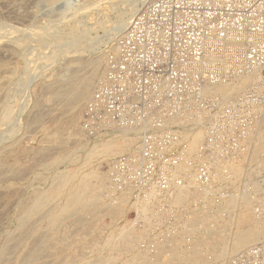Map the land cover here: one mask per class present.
<instances>
[{
	"label": "bare ground",
	"instance_id": "obj_1",
	"mask_svg": "<svg viewBox=\"0 0 264 264\" xmlns=\"http://www.w3.org/2000/svg\"><path fill=\"white\" fill-rule=\"evenodd\" d=\"M146 1L137 0L134 4L130 2L132 5L129 3L130 7L126 10L124 9L125 12L123 14L119 13V18L113 24L111 23L112 25L110 27L108 26L109 32L111 33L109 40H114L116 37L119 39L123 35L130 20L141 10L139 7L141 8ZM20 8L22 7L18 9ZM13 11L16 12L15 9ZM13 11H9L11 15L14 13ZM24 11L23 13H25ZM16 13L14 14L15 16L12 15L14 18L18 13L22 19L29 18L33 15L29 14V12L26 14ZM106 29L104 28V30ZM109 34H107V37H109ZM12 35L10 34V36ZM1 38L3 39L4 37L1 36ZM31 38L33 39V37ZM11 39L14 41V37ZM7 40L9 39L7 38ZM16 45L18 46L19 43H16ZM5 46L0 41V49ZM9 48L11 49L10 46ZM114 50L115 47L111 48L107 53V57L106 54H103L95 61L93 60L94 64L91 63L92 66L91 64H84L77 57L68 60L64 70H61L62 72L60 73L58 72L59 75L45 81L43 85L41 84L40 90L37 91L36 94L39 92V94L41 93L40 96L43 94L49 98L52 105L59 106L60 112L63 110V117L54 121L56 122V126L54 125L56 129L52 131V134L49 133L51 135H49L50 140L47 138L52 144V147H43V149L34 152L31 157V164L43 169V171L54 169L56 166L62 164L66 158L70 157V151L72 150H69L68 153L66 151L67 146L70 144L74 145L73 151L75 153L80 152L84 154V163H81L82 166L81 164L80 167L78 166L79 169L72 168V170L70 168L72 171L68 169L69 171L56 172L50 178L48 177L50 184L47 189H42V191L39 189L35 191L33 189L34 191L29 192L25 200H22L24 197H21L22 199L16 200V202L11 198L13 197V193L10 192L9 195L8 192H5L6 194L3 196H8L9 199H6L7 201L3 207L8 208L12 204L10 206L13 210L11 215L9 216L8 214L7 216L9 217L3 220L4 222L0 220V264H229L231 259H233L232 257L238 255L239 252L257 243H264V211L261 214H257L255 209L256 206L259 207L263 203L264 198V180L262 179L264 170V103L258 99L249 105V125L242 130V133L239 131L236 134L238 131V118L236 121L228 124L225 130H223L224 133L233 135L232 141L226 151V159L225 155L223 158L220 147L216 146L219 144L218 138L214 139L212 148H209L210 146L208 147L210 151L215 152L214 154H211L209 150H205L204 156L210 158L211 162H209V165H211L212 170L206 186L205 184L203 186L196 184L194 176L191 173V168L184 162L178 165L176 171L177 175L181 176L182 182L180 185L171 183L169 187L170 192L167 194V201L172 207L171 210H173L171 215L161 213L156 209V204H158L159 200L155 187H152V191L146 196L131 201L130 190L124 189L130 185L121 184L120 186L117 185V188H115V185L111 186L108 175L109 169L105 174L103 172L102 174L84 172L83 166L86 167L85 165L92 158H98L102 162L110 161L112 163L118 155L128 153L137 154L139 152L138 134L140 130L137 128H111L94 138H87L76 125L83 106L91 98L89 94L92 88L104 78V74L102 76L100 74L102 62H105L106 66L107 58ZM250 90H255L257 94L264 93V75L262 71L251 70V72L243 76L238 75V72L230 74L224 83L216 82L204 88L203 95L208 98L220 100L224 107H235V102L238 101L240 107L242 104H246L247 100L239 98H244L243 96ZM87 96L88 98L85 102H82ZM9 104L4 109L0 106L3 109L0 113V122L2 123L8 124L11 120L12 113ZM41 105L38 103L33 105L35 109L32 107L34 110L30 113L25 124L28 128L30 125L33 126V123H39L42 115H45L46 111L44 110V112L41 107V109L39 108ZM47 107L49 108V106ZM47 107L45 106V108ZM207 115V110L202 109L201 111L192 108L168 120L170 126L180 129L177 133H179L180 141L186 143V157L190 159H195L198 156L200 146L204 144L208 145V141L206 140V127L211 125L214 118L210 120V118H206ZM52 118L54 119V117ZM42 128L44 127L42 126ZM54 148L61 152V154H54ZM7 149L8 147L6 146ZM7 152L11 156V150L9 149ZM63 152L64 154H62ZM213 155H215L214 159ZM219 155L221 156L220 158ZM12 158L14 157L12 156ZM15 162L9 165L10 163L5 164L1 161L0 183L7 180L8 178H5L8 175L13 176L12 178L18 176V170L20 168H18L17 162ZM110 163H106L108 167H110ZM15 166H17L18 170ZM21 166L23 167V165ZM27 169L31 170L30 168ZM29 170L25 173L29 174ZM43 171L41 170V172ZM39 175L42 176L40 173L35 177L38 178ZM34 179L32 178L31 180L33 181ZM31 180L29 184H31ZM40 180L42 178H38V181ZM25 188L27 189V187ZM113 188L115 191H113ZM116 189H121L122 191L117 192ZM116 192L119 194H115ZM0 196L2 195L0 194ZM125 209H128V211H136L135 221L137 223L126 219L124 221L125 223L120 227H116L114 230L112 229L113 231L111 230V233H108L109 235L106 233V238L105 240L103 239V242L101 241L102 246L96 258H94L95 260L88 261L81 254L82 251L81 253L78 251L80 246L79 240L81 238L74 239L72 237L70 226L73 225V227L78 228L82 222L80 220H83L84 215L89 210H94L93 217L107 216L111 221V225H113L118 220V215L122 214ZM168 217L173 218V223L170 226L171 230L169 232H163L159 237H152V228L155 225H163L164 220ZM82 224L85 225L84 223ZM91 224L87 225L92 226ZM94 225L92 227L96 226ZM8 227L11 229L9 230ZM62 227L65 229L61 230ZM82 227L84 230L81 233L83 234L85 233L86 228L84 227L86 226ZM93 248L96 249V246Z\"/></svg>",
	"mask_w": 264,
	"mask_h": 264
},
{
	"label": "built area",
	"instance_id": "obj_2",
	"mask_svg": "<svg viewBox=\"0 0 264 264\" xmlns=\"http://www.w3.org/2000/svg\"><path fill=\"white\" fill-rule=\"evenodd\" d=\"M251 70L264 73V0L149 2L116 41L104 78L94 87L79 117V128L87 138L111 128L140 130L139 152L118 156L110 163V185L129 184L124 189L130 190L131 201L155 187L156 209L171 215L167 194L171 183L182 182L178 165L184 162L196 184L206 186L212 170L205 150L210 151L208 147L218 138L216 146L226 159L233 135L223 130L238 118L236 134L242 133L249 125V105L257 99L264 103V93L250 90L239 98L247 100L246 104L239 107L237 101L235 107H224L220 100L205 97L204 88L224 83L230 74L243 76ZM192 108L207 110L206 118H214L206 127L208 145L200 146L195 159L186 157V143L177 133L180 129L168 124ZM255 209L257 214L264 211V198ZM136 215L135 210L127 213L135 223ZM172 223V217L166 218L163 225L152 228L151 236L169 232ZM229 264H264V243L239 252Z\"/></svg>",
	"mask_w": 264,
	"mask_h": 264
},
{
	"label": "rangeland",
	"instance_id": "obj_3",
	"mask_svg": "<svg viewBox=\"0 0 264 264\" xmlns=\"http://www.w3.org/2000/svg\"><path fill=\"white\" fill-rule=\"evenodd\" d=\"M127 1H129V2L127 3ZM136 1L135 0H0V35L2 37H4L3 38L4 41H2L3 39L0 36V41L3 42L4 45H6L4 48L0 49L1 50L0 51V73H2L0 75V106L4 109V107H6L10 103L9 107H10L11 113H12L11 120L9 121L8 124L0 122V125L2 126V127L0 126V138H1L0 139V142H1L0 143V149L2 150V152L0 150V153H1L0 163L2 161L5 164L10 163L9 165H11V163L13 164L16 161L18 168H20L18 170L17 166H15L16 169L18 170V173H19L17 177L12 178L13 176L8 175L5 178V179H7V178L8 179L4 180L2 183H0V194L2 195V196H0V206H1L0 207V220L1 221L5 220V218L9 217L11 215L12 210H13L11 207L12 204H10L11 206L9 205L8 208L3 207L4 204L6 203V201L9 199L8 196H5V197L3 196L7 192L9 193V195H10V192L13 193V195H12L13 197H11V196L10 197L13 198L14 201L21 200L23 197L24 198L22 200H25L27 198V195L29 194V192H32L34 190L36 191V189L37 190L39 189L41 191H42V189L43 190L47 189L48 185L50 184L48 181L49 178L52 175H54L56 172L69 171L68 169H70V168L71 169L72 168L73 169L74 168L79 169L78 166L80 167V164L84 163V158H85L84 154L77 152L78 153V155H77V153H75L73 151L74 145L70 144L67 146V149H66L67 153L69 152V150L73 151V152L70 151V154H71L70 157L66 158L65 161H63V163L60 164L59 166H56L54 169H51L52 171L51 170H48V171L44 170L43 171V169H40V168L31 164V161H32L31 157H32V154L34 152L38 151L39 149L40 150L43 149V147L44 148L45 147H47V148L52 147V144L50 143V141H48V139L50 140V136H51L50 134H52V131L54 129H56L54 127L56 122H54V121L60 117H63V115H62L63 110L60 112L59 106L52 105V102L49 98H47L46 96H44L42 94L43 95V96L41 95L42 98L44 97L42 99L40 96L41 93L40 94H39V92H38V94H36V93L38 90H40V88H41L40 86H42L45 83V81H48L52 77L59 75V73L62 72L61 70H64L65 65H67L66 63H68L67 62L68 60H70L74 57H77L78 59L80 58V60H82L84 64L86 63L87 65L88 64L90 65L91 63L94 64V61L100 55L106 54V57H107V53L111 50V48L115 47V43L118 40L117 37L114 40L113 39L109 40L111 38V33L109 32V27L113 24V22H115L119 18L120 14H123L125 12L124 9L126 10L128 7H130V4L132 5V3L134 4ZM151 1L152 0H147L146 3L141 8L139 7V9H142L144 6H146ZM22 2H24V3H22ZM130 2H132V3H130ZM20 3L22 6L20 5ZM27 5H29V6H27ZM12 6H14V7H12ZM16 6L18 8L19 7H22V8L18 9ZM25 6H26V8H25ZM124 6H125V8H124ZM14 9L16 10V12H20L21 14H26L29 12V14H33V15H31V17H29V18L22 19L21 17H19L20 14L18 13V15H16V17L14 18L13 17V16H15L14 14H17L15 11H13ZM8 10L14 12L12 14L13 16L11 15V12H9ZM98 10H99V12H98ZM23 11L25 13H23ZM16 20H18V21H16ZM94 23H96L98 25H96ZM104 28L105 29L107 28V29L104 30ZM12 29L13 30L18 29V30L13 31ZM49 29H51V30H49ZM41 31H43V32H41ZM45 31H46V33H45ZM16 32H17V34H16ZM28 32L29 33L32 32V33L29 34ZM33 32H34V34H33ZM47 32H48V34H47ZM72 33H73V35H72ZM10 34L11 35L15 34V35L10 36ZM27 34H29V35L26 36ZM67 34H69V35H67ZM107 34H109V37H107L108 36ZM35 36H37V37H35ZM74 36H75V38H74ZM12 37H14V41H12L13 40V39H11ZM31 37H33L34 40ZM7 38L9 40H7ZM15 40H16V42H15ZM39 40H41V41H39ZM76 40H77V42H76ZM78 40H80V41H78ZM10 41H11V44H10ZM20 42H21V44H20ZM16 43L17 44L19 43V45H18L19 47L16 45ZM9 46L11 47V49L9 48ZM12 46H13V49H12ZM14 48H16V49H14ZM75 48H76V50H75ZM7 49H9L8 52H7ZM92 64H91V66H92ZM12 67H14V68H12ZM103 67L106 69L105 62L104 63L102 62V65H101V72H100L101 76L105 72V71H102V70H105ZM6 68L10 71H8ZM3 72H5V73H3ZM6 72H7V74H6ZM8 73H10V74H8ZM263 75H264V73H263ZM93 89H94V87L92 88L89 95H91V93L93 92ZM35 94H36V96H35ZM38 96L40 97L39 100H38V98H39ZM88 96L82 102H85V100L88 98ZM35 97H37V98L35 99ZM36 100H38V101H36ZM33 102L38 103L39 105L44 104V105L39 106V108L41 107L42 110L43 111L45 110L46 112L44 111L45 115L44 114L42 115V118L40 119L39 123H33L32 124L33 126L30 125L29 126L30 129H29L28 126L25 124H26L27 118L29 117L30 113H32L33 110L35 109L34 108L35 106H33V105H35V103H33ZM45 106L46 107L49 106V108L47 107L49 109V112H48V109L45 108ZM1 107H0V113L3 111V109ZM31 109H32V111H31ZM12 110H13V112H12ZM17 111H18V113H17ZM44 112H42V113H44ZM51 115H52V117H54V119L51 117ZM47 122H48V125H47ZM39 124H40V126H39ZM24 125H25V127H24ZM76 125L78 126L77 128H79V119H78ZM42 126L44 128H42ZM80 136H81V134H80ZM2 140H5V141H2ZM16 142H18L19 144ZM16 144H17V147H16ZM6 146L8 147L7 150H9V149L11 150V152H12L11 156L9 155L10 153L7 152ZM3 147H5V148H3ZM54 150H55V148H54ZM27 152H28V154H27ZM13 153H15V154H13ZM56 153L61 154V152H59L58 150H55L54 154H56ZM67 153L65 152V154H67ZM2 154H3V156H2ZM62 154H64V152ZM124 155H126V154H124ZM128 155H129V153H128ZM12 156L14 158H12ZM11 158H12V160H11ZM25 158H26V160H25ZM27 161H29L30 163ZM90 161H89V163L87 162V164L85 165L86 167L83 166V170L86 173L102 174V172H103L105 174L109 169L108 164L110 163V161L102 162L98 158H92ZM106 163H108V164H106ZM19 164H20V167H19ZM82 164H81V166H82ZM21 165H23V167ZM27 168H30L32 171L27 169ZM93 168L94 169L96 168V169L94 170ZM55 169L58 171H56ZM27 170H29L28 171L29 174L25 173V172H27ZM41 170L43 172H41ZM40 173L42 174V176L39 175L38 178L39 179L42 178L43 181L42 180L38 181V178L35 177L36 175H38ZM44 174L46 176L47 175L48 176L46 177ZM17 178H20V179H17ZM32 178L33 179L35 178L37 180L34 179L32 181L31 180ZM30 180L32 181L31 184H29ZM92 182H93V180H92ZM25 187H27V189ZM3 190H4V192H3ZM17 192H19V193H17ZM25 194H26V196H24ZM125 210L122 214L118 215V220L116 221L117 223L115 222L113 224L114 226L111 225V221L105 215H104V217L103 216L98 217L99 219L96 218L95 216L93 217L92 215H94V213H93L94 210L93 211L89 210L84 215L83 220L82 219L80 220V222L81 221L82 222H81V225L78 226V228L73 227V225H71L72 227L70 226V230H72V234H71L72 237H74V239L81 238V240H79L80 246L78 248L79 249L78 251L80 253L82 251L81 254L84 255L85 258L88 259V261H90V260L94 261L95 260L94 258H96L97 253H99V249L102 246L101 243L103 242V239L105 240L106 235L108 233H111L112 229L114 230L116 227H120L122 224H124L125 223L124 221L126 219L129 220L127 217V213L129 211H128V209H125ZM8 214H9V216H7ZM70 222H72V220H70ZM91 222H93V224H91ZM82 223H84L85 225H83ZM94 223H95V225L98 223L97 225H99V226H97V225L95 226ZM87 224H89V225L91 224L92 226L94 225L95 227L89 226ZM108 225L110 228L108 227ZM82 226H86V227H84V228H86L85 233H83L84 235L81 233V231L83 232V230H84ZM87 227H88V230H87ZM8 229L10 230L11 228L8 227ZM63 229H65V228L62 227L61 230H63ZM79 229H81V230H79ZM99 239H102V240H99ZM88 240H89V242H88ZM95 240H97V241H95ZM98 242H100V244H98ZM82 245H84V246L82 247ZM95 246H96V249L93 248ZM97 247H98V250H97ZM88 253H91V254H88ZM90 256H91V258H90ZM233 257L235 258V256H233ZM225 259L227 260V258H225Z\"/></svg>",
	"mask_w": 264,
	"mask_h": 264
}]
</instances>
